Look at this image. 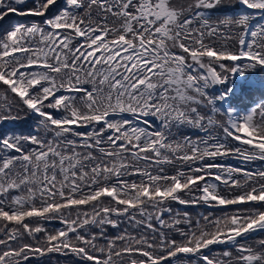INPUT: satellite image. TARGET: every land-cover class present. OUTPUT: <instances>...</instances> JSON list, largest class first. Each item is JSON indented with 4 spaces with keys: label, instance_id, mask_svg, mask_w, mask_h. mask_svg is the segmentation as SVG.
I'll use <instances>...</instances> for the list:
<instances>
[{
    "label": "snow or ice",
    "instance_id": "obj_1",
    "mask_svg": "<svg viewBox=\"0 0 264 264\" xmlns=\"http://www.w3.org/2000/svg\"><path fill=\"white\" fill-rule=\"evenodd\" d=\"M258 70L264 0H0V264H264Z\"/></svg>",
    "mask_w": 264,
    "mask_h": 264
},
{
    "label": "trees",
    "instance_id": "obj_2",
    "mask_svg": "<svg viewBox=\"0 0 264 264\" xmlns=\"http://www.w3.org/2000/svg\"><path fill=\"white\" fill-rule=\"evenodd\" d=\"M241 84L235 88L233 86V81H231V87L234 90V97H232V105L235 106L239 111H246L248 108L253 105L259 103L260 101H264V71H254L246 73L244 76H240ZM219 88V86H213V89L210 91H215ZM32 121L30 119H26L24 122H15L8 123L5 125L7 128H13L19 131L22 134H27L31 131ZM189 134L191 130H188ZM225 163L237 164V161L230 160L224 161ZM257 167L258 164H254L251 167ZM182 207V206H178ZM189 211L193 214V224H195V218L199 213L203 212L207 214L208 212H212L214 216H221L222 211L219 208H205L203 206L189 209ZM57 226H59L57 224ZM260 237H253V241L259 239ZM213 251L220 250L223 246H212ZM60 261V264H67V260L64 257H57Z\"/></svg>",
    "mask_w": 264,
    "mask_h": 264
},
{
    "label": "rangeland",
    "instance_id": "obj_3",
    "mask_svg": "<svg viewBox=\"0 0 264 264\" xmlns=\"http://www.w3.org/2000/svg\"><path fill=\"white\" fill-rule=\"evenodd\" d=\"M233 81V86L235 88H237V86H239L241 84V79L239 78V74H237L236 76L233 77L232 79ZM238 110V109H237ZM239 111V110H238ZM256 167V166H255ZM216 251H219V250H215L213 252H216ZM209 255H211V253H209Z\"/></svg>",
    "mask_w": 264,
    "mask_h": 264
}]
</instances>
